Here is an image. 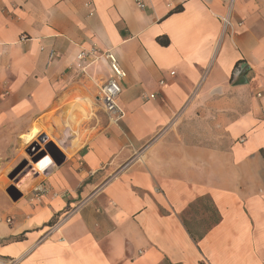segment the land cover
<instances>
[{"label": "crops", "instance_id": "crops-1", "mask_svg": "<svg viewBox=\"0 0 264 264\" xmlns=\"http://www.w3.org/2000/svg\"><path fill=\"white\" fill-rule=\"evenodd\" d=\"M140 1L0 0V264H264V0Z\"/></svg>", "mask_w": 264, "mask_h": 264}, {"label": "built area", "instance_id": "built-area-1", "mask_svg": "<svg viewBox=\"0 0 264 264\" xmlns=\"http://www.w3.org/2000/svg\"><path fill=\"white\" fill-rule=\"evenodd\" d=\"M134 1L138 6H140V0ZM82 56L83 55L80 54L78 58H82ZM104 57L108 61L111 76L100 86L98 98L102 111L104 112L108 120V123L111 125H115L119 123L123 118V112L118 105V100L122 92L121 82L125 79L126 73L120 67L116 57L112 53L107 52L105 53ZM171 75H173V73H171ZM160 84H162V82ZM153 97L154 96H150V98ZM257 97H260V95L258 94ZM261 119L262 121H264V106L261 108ZM37 192L39 193L42 191L41 189H38Z\"/></svg>", "mask_w": 264, "mask_h": 264}, {"label": "rangeland", "instance_id": "rangeland-1", "mask_svg": "<svg viewBox=\"0 0 264 264\" xmlns=\"http://www.w3.org/2000/svg\"><path fill=\"white\" fill-rule=\"evenodd\" d=\"M41 144V143H40ZM37 145V144H36ZM39 146V145H38ZM39 150H40V147L39 149L37 150L36 147L34 146L32 150H29L27 152H25L26 154V160L24 161H21L11 172H10V175L8 176V178H6L5 180H10V181H13L15 179H18V178H21L19 180H17V183H21V180L22 182H24V184H28V180H31L33 177H30L31 176V171H32V162L34 161V158L39 154ZM46 162H48V159H44L42 160L40 163L37 164L36 168L37 169H42V167L46 164ZM31 179H29V177ZM11 188H14V190H16L18 192V194L20 195V197L22 196V192L23 190L22 189H18L17 187H10L9 189ZM8 189V190H9ZM33 196L34 197H38L39 194H34L33 193ZM19 197V198H20ZM18 198V199H19ZM0 203H1V200H0ZM2 212V205H0V213ZM68 212V211H66ZM60 217H64L63 215L62 216H59L57 218L54 219L53 221V224L55 223V221H58ZM66 217V216H65ZM64 217V218H65Z\"/></svg>", "mask_w": 264, "mask_h": 264}, {"label": "water", "instance_id": "water-1", "mask_svg": "<svg viewBox=\"0 0 264 264\" xmlns=\"http://www.w3.org/2000/svg\"><path fill=\"white\" fill-rule=\"evenodd\" d=\"M44 141H45V138L42 137L40 139V142L44 143ZM34 146L36 147L37 150L39 149V146L35 144V145L29 147V150H32ZM44 150L45 151H42L40 156H43L44 152H46L50 156V158L54 161V163L56 165H60L64 161L63 154L52 143H50V142L45 143L44 144ZM34 161H36V160L34 159ZM7 192H8L9 197L12 200H17L20 197V195L18 194V192L16 190H14V188L9 189Z\"/></svg>", "mask_w": 264, "mask_h": 264}, {"label": "trees", "instance_id": "trees-1", "mask_svg": "<svg viewBox=\"0 0 264 264\" xmlns=\"http://www.w3.org/2000/svg\"><path fill=\"white\" fill-rule=\"evenodd\" d=\"M177 11H179V9H173L172 10V12H177ZM156 41L160 46H167L169 43L166 36H159L156 38ZM260 153H261L262 157L264 158V149H261ZM52 224H53V221L49 223V225H52Z\"/></svg>", "mask_w": 264, "mask_h": 264}]
</instances>
